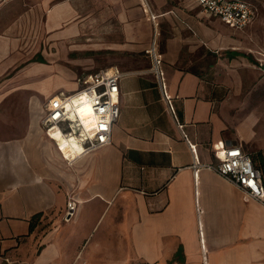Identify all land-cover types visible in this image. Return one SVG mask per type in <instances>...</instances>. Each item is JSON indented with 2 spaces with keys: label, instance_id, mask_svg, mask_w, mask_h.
Returning a JSON list of instances; mask_svg holds the SVG:
<instances>
[{
  "label": "crops",
  "instance_id": "1",
  "mask_svg": "<svg viewBox=\"0 0 264 264\" xmlns=\"http://www.w3.org/2000/svg\"><path fill=\"white\" fill-rule=\"evenodd\" d=\"M170 1L147 0V8L142 0H116L111 12L87 8L85 18L72 24V36L80 24L87 26L95 40L89 50L119 46L136 53L144 49L146 15L154 26L145 48L150 65L104 66L95 60L84 66H116L124 73L120 113L111 142L72 164L35 119L28 117L23 134L0 138V264H264V202L210 168L194 173L193 163H218L228 145L246 151L253 130L221 116L226 82L178 66L177 33L160 42L161 17L173 28L191 29L189 8L202 11L193 0L186 6H168ZM23 4L0 2V20L15 6L23 11ZM70 5L60 0L62 11L50 13L54 26L57 17L72 16ZM11 33L0 32V74L11 67L3 36ZM57 35L62 38L63 31ZM110 35H122L123 43L110 47L100 40ZM152 46L158 75L148 52ZM251 156L264 160L259 153ZM68 197L77 208L66 222Z\"/></svg>",
  "mask_w": 264,
  "mask_h": 264
},
{
  "label": "rangeland",
  "instance_id": "2",
  "mask_svg": "<svg viewBox=\"0 0 264 264\" xmlns=\"http://www.w3.org/2000/svg\"><path fill=\"white\" fill-rule=\"evenodd\" d=\"M5 1H22L25 9L17 11L15 6L5 11L7 17L0 20V32L5 28L12 30L11 34L3 35L9 47L6 50L11 67L5 74H0V138L23 134L28 117L40 124L45 100L58 90H75L79 77L94 72L84 67L91 61L96 60L104 66L133 61L150 65L145 48L151 31L154 33V26L144 14L142 28L146 30V35L140 41L144 49L136 53L112 46L123 43L122 35L100 37L106 45L117 48L89 50L95 40L87 35L88 28L84 24L79 25V31L74 36L71 35L72 24L85 18L87 8L91 12L107 13L116 7V0H84L85 5L78 4L79 0H67L72 6L68 11L72 16L64 19L55 17L60 22L56 26L55 20L48 16L51 12L58 14L62 11L60 0L48 3L44 0ZM248 1L253 5L255 14L242 30L230 29L198 8L188 10L187 19L191 29L186 26L173 28L168 17L163 16L158 30L160 42L174 33L180 37V68L227 83L221 116L239 126L243 125L245 132L251 133L253 130L254 141H250L245 149L251 155H256L264 150V67L261 65L264 62V0ZM172 4L186 6L190 0H171L167 3L168 6ZM16 5L20 6L21 2ZM23 12L25 17H22ZM61 31L64 36L55 37ZM51 33L54 35L51 36ZM100 42H97L98 46L102 45ZM231 51H237L240 55L232 57ZM44 83L48 92L40 90ZM39 225L48 228L47 223L40 222Z\"/></svg>",
  "mask_w": 264,
  "mask_h": 264
},
{
  "label": "built area",
  "instance_id": "3",
  "mask_svg": "<svg viewBox=\"0 0 264 264\" xmlns=\"http://www.w3.org/2000/svg\"><path fill=\"white\" fill-rule=\"evenodd\" d=\"M5 0H0V2ZM146 6L147 0H142ZM206 15L218 18L235 30L252 21L255 9L248 0H193ZM148 6V5H147ZM146 6V7H147ZM148 8V7H147ZM153 17L152 14H150ZM153 68L158 75V61L152 46ZM264 61V60H262ZM264 67V62L261 63ZM123 72L116 66L101 68L77 79L78 87L50 95L43 104L40 125L54 141L67 163L111 142L112 125L120 113V79ZM59 134V138L55 135ZM216 164L193 163L194 173L204 166L234 183L250 198L264 202V177L252 156L239 145H228ZM77 208V200L68 197L64 221H69Z\"/></svg>",
  "mask_w": 264,
  "mask_h": 264
},
{
  "label": "trees",
  "instance_id": "4",
  "mask_svg": "<svg viewBox=\"0 0 264 264\" xmlns=\"http://www.w3.org/2000/svg\"><path fill=\"white\" fill-rule=\"evenodd\" d=\"M259 154H260V156L262 157V158H264V150H261V151H259ZM253 158V157H252ZM254 160V159H253ZM254 162H255V160H254ZM256 163V165L261 169V171H262V177H264V160H261V159H259V162L257 163V162H255ZM41 215V213H37V214H35L33 217H32V222L30 221V229L33 227V218H35V217H39Z\"/></svg>",
  "mask_w": 264,
  "mask_h": 264
},
{
  "label": "bare ground",
  "instance_id": "5",
  "mask_svg": "<svg viewBox=\"0 0 264 264\" xmlns=\"http://www.w3.org/2000/svg\"><path fill=\"white\" fill-rule=\"evenodd\" d=\"M57 138H59V134L57 133L56 135H55Z\"/></svg>",
  "mask_w": 264,
  "mask_h": 264
}]
</instances>
